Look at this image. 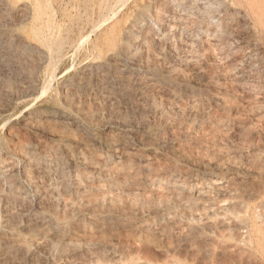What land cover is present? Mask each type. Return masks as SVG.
<instances>
[{
	"label": "rangeland",
	"instance_id": "374dc122",
	"mask_svg": "<svg viewBox=\"0 0 264 264\" xmlns=\"http://www.w3.org/2000/svg\"><path fill=\"white\" fill-rule=\"evenodd\" d=\"M150 1L0 0V241L9 248L0 243V264H264V101L256 105L251 98L256 86L264 95V44L255 46L257 38L264 39L235 18L225 39L235 51L227 60L233 67L226 64H238L237 82L218 80L226 64L210 57L214 49L207 42L196 47L194 62L181 46L172 55L155 40L160 55H148L151 42L140 38L148 16L127 36V24L139 10L155 7ZM22 3L25 17L15 10ZM154 26L158 32L160 25ZM18 36L35 49H26ZM108 49L124 61L143 60L133 70L135 79L122 77L106 61ZM97 61L104 63L102 71L90 70ZM150 73L159 76L156 87L147 86ZM33 116L45 119L28 124ZM76 175L80 187L72 183ZM218 178L222 184H214Z\"/></svg>",
	"mask_w": 264,
	"mask_h": 264
},
{
	"label": "bare ground",
	"instance_id": "6f19581e",
	"mask_svg": "<svg viewBox=\"0 0 264 264\" xmlns=\"http://www.w3.org/2000/svg\"><path fill=\"white\" fill-rule=\"evenodd\" d=\"M8 1V0H7ZM147 1V0H146ZM152 1V0H151ZM150 1V2H151ZM155 1V7L153 6V8H151L150 6V10H148V9H146V8H142V9H146V10H148V11H140L139 10V14H137L138 16H136V14H135V19L134 20H132V21H130L128 24H127V36H132V33H133V31H134V28L136 27V28H138V25H139V23H140V21L142 20H144V18L146 17V16H148L149 18H151L150 19V21H149V23H148V25L146 24V27H142L143 28V30H142V32H141V37L140 38H143L144 40H145V38L147 39V37L149 38V41L151 42H149L150 43V45L147 47L148 48V51H146L147 52V54H148V52H149V54L150 53H155L156 54V52L158 53V49L160 48V47H158L157 48V45H159L160 44V42H159V44L156 42V43H154L155 41H161V43L162 44H164V45H166V47L171 51V54H172V51H175L176 49H177V47L178 46H181L182 48H184V50H186L187 52L185 53V55L187 54V53H190V54H188L189 56H187L186 55V58L188 59V61H190L191 59L193 60L194 59V57H196V56H193V54L194 55H196L195 53H196V50H197V46H198V44L199 43H201V44H203V43H205V42H207L208 43V46H206L207 48L210 46V48H212V49H214L213 51H211V52H214V53H211V55H210V57H212L213 59H216L217 61V63L218 62H220V63H223V64H226V62H229V61H227V60H229V55H231L232 53L230 52V50L232 51V46H230V45H232V43L231 44H229L230 42H228V40L227 39H225V38H228V35L230 34V32H229V29L230 28H233V22H234V20H235V18H237L238 20H237V22L239 21V20H245V22L247 21L248 22V24L250 25V26H252V28L256 31V33L257 34H255V35H259V36H257V37H260V39L262 40V39H264V0H162L163 2L162 3H158V0H154ZM160 1V0H159ZM55 2V1H54ZM145 2V1H144ZM1 3H3V2H1ZM20 3V2H19ZM8 4V3H7ZM6 4V5H7ZM137 4V3H136ZM152 4V3H151ZM5 5V4H4ZM4 5L2 6V7H4ZM131 5H132V3H131ZM130 5V6H131ZM135 5V4H134ZM8 6V5H7ZM60 6V5H59ZM139 6H141V5H139ZM138 6V7H139ZM134 7H136L137 8V6L135 5ZM144 7V6H143ZM171 7H173V8H171ZM26 8V5L24 4V3H22V4H20L19 6H17L16 7V11L17 12H22V15H23V11H24V9ZM28 8V7H27ZM128 8V7H127ZM133 8V7H132ZM141 8V7H140ZM173 9V11H174V15L172 14V16L171 15H169L168 14V9ZM13 9V10H14ZM3 10V9H2ZM28 10V9H27ZM120 10V9H119ZM26 11V10H25ZM30 11V10H29ZM78 11V10H77ZM128 11H130V10H128ZM132 11V10H131ZM130 11V12H131ZM62 12V11H61ZM79 12V11H78ZM134 11H132V14H134L133 13ZM136 13V12H135ZM172 13V12H171ZM24 14H26V13H24ZM43 14V13H42ZM125 14V13H124ZM129 14H131V13H129ZM128 14V15H129ZM5 15V14H4ZM15 15V14H14ZM21 15V14H20ZM20 15H18V16H20ZM123 15V14H122ZM127 15V16H128ZM9 16V15H8ZM24 16V15H23ZM27 16V15H26ZM29 16H31V14L29 15ZM77 16V15H76ZM123 16H125V15H123ZM122 16V19H123V21H124V18L125 17H123ZM129 16H131V15H129ZM25 17V16H24ZM133 17V16H132ZM131 17V18H132ZM133 17V18H134ZM147 17V18H148ZM11 18V17H10ZM13 18V17H12ZM23 18V17H22ZM28 18V17H27ZM86 18V17H85ZM129 18V17H128ZM147 18H145L146 20H147ZM15 19H16V17H15ZM26 19V18H25ZM80 19H81V17H80ZM19 20V19H18ZM21 20V19H20ZM22 20H24V19H22ZM36 20V19H35ZM102 20V19H101ZM117 20H118V18H117ZM11 21H13V19L11 20ZM103 21V20H102ZM122 21V20H121ZM127 22H128V20H126ZM23 22V21H22ZM107 22V21H106ZM117 22H120V20H118ZM144 23H145V21H143ZM246 22V23H247ZM102 23V22H101ZM120 23H123V22H120ZM144 23H142L141 22V24L143 25ZM147 23V22H146ZM235 23V22H234ZM18 24H19V22H18ZM239 24V23H238ZM237 24V25H238ZM241 24H242V22H241ZM70 25V24H69ZM96 25V24H95ZM102 25V24H101ZM117 25V24H116ZM116 25H114V26H116ZM123 25V24H122ZM154 25H160V27H157L158 28V32L157 31H155L154 32V27L156 28V26H154ZM240 25V24H239ZM248 25V26H249ZM111 28H113L111 25H109ZM119 26H120V24H119ZM141 26V25H140ZM108 27V26H107ZM238 27V26H237ZM237 27H236V29H237ZM94 28H95V26H94ZM97 28V27H96ZM109 28V27H108ZM117 28V27H116ZM125 28V27H124ZM135 28V29H136ZM141 28V27H140ZM139 28V29H140ZM241 28V27H240ZM246 28H248V27H246ZM250 28V27H249ZM115 29V28H114ZM114 29L112 30L111 29V33H112V31H114ZM235 29V30H236ZM93 30H95V29H93ZM101 30V29H100ZM105 29L103 28V31H104ZM107 30V29H106ZM122 30V29H121ZM145 30V31H144ZM146 30H147V32H146ZM92 31V30H91ZM96 31V30H95ZM115 31H116V29H115ZM120 31V30H119ZM118 31V33H117V31H116V33L119 35V33H121V32H119ZM231 31H232V29H231ZM250 31H251V34H253L252 36H255L254 35V33H255V31L252 33V30H251V28H250ZM93 32V31H92ZM91 32V33H92ZM123 32V31H122ZM75 33V32H74ZM95 34H96V32H94ZM105 33V32H104ZM108 33H109V31H108ZM124 33V32H123ZM125 33V34H126ZM136 33V32H135ZM248 34H249V32H247ZM90 34V33H89ZM101 34V33H100ZM114 35H115V32L113 33ZM113 34H111V35H113ZM116 34V35H117ZM234 34V33H233ZM81 35V34H80ZM103 35H105V34H103ZM124 35V34H123ZM14 36V35H13ZM68 36V35H67ZM98 36V35H97ZM96 36V37H97ZM107 36H109V34L107 35ZM126 36V35H125ZM135 36H137V35H135ZM15 37V36H14ZM76 37V36H75ZM113 37L114 36H112V40H114L113 39ZM118 37V36H117ZM134 37V36H133ZM217 37L219 38H221V37H224V39H225V41L224 42H221V43H219L218 44V42L216 41V39H217ZM52 38V37H51ZM79 38V37H78ZM100 39H101V37H99ZM103 38H106V36L105 37H103ZM121 38V37H120ZM135 38V37H134ZM137 38H138V36H137ZM14 39H16V38H14ZM19 39V40H18ZM18 41H20L22 44H24L25 45V47H26V49H28V50H33V49H35V46L32 44V43H30L29 41H27L23 36H18ZM59 39V38H58ZM66 39V38H65ZM98 39V38H97ZM97 39H96V41H97ZM99 39V40H100ZM108 39H110L109 37H108ZM126 39H127V37H126ZM131 39H133L132 37H131ZM153 40V42H152V40ZM234 39V38H233ZM256 39V37L253 39V41ZM258 39V40H257ZM256 39V42L258 41V43H260L259 45H258V43L256 44V43H252V45L253 44H256L255 46L256 47H260L261 48V46H263L262 44H264L263 42H264V40H263V42L261 41L260 42V40H259V38H257ZM9 40V39H8ZM103 40V39H102ZM111 40V41H112ZM115 40H116V38H115ZM114 40V41H115ZM139 40V39H138ZM141 41H142V39H140ZM148 40V39H147ZM146 40V41H147ZM155 40V41H154ZM219 40V39H218ZM223 40V39H222ZM236 40V39H235ZM11 41H15V40H11ZM60 41V40H59ZM62 41V40H61ZM60 41V42H61ZM82 41V40H81ZM95 41V44L97 45L98 43V41L96 42ZM104 41V40H103ZM107 41V40H106ZM105 41V42H106ZM113 41V42H114ZM121 41V40H120ZM135 39H134V43H135ZM140 41V42H141ZM248 41H250V40H248ZM16 42V41H15ZM78 42V41H77ZM94 42V41H93ZM116 42V41H115ZM125 42V41H124ZM131 42V41H130ZM130 42H129V44H130ZM143 42V41H142ZM18 43V42H17ZM17 43L15 44V45H17ZM20 43V44H21ZM52 43V42H51ZM62 43H64V42H62ZM79 43V42H78ZM77 43V44H78ZM84 43V42H83ZM103 43V42H102ZM108 43H110V42H108ZM108 43H105V45L106 44H108ZM120 43V42H119ZM128 43V42H127ZM132 43V42H131ZM137 43V42H136ZM8 44V43H7ZM55 44H57V42L55 43ZM60 44V43H59ZM94 44V43H93ZM94 44V45H95ZM100 44V43H99ZM98 44V45H99ZM110 44H112V43H110ZM109 44V45H110ZM117 44V43H116ZM115 43L113 44L114 46L116 45ZM122 43H120V45H121ZM155 44H157V45H155ZM239 44V43H238ZM250 44V43H249ZM81 45V44H80ZM83 45V44H82ZM97 45V46H98ZM102 45V44H101ZM109 45H106L107 46V48H109L108 46ZM113 45H111V46H113ZM126 45V44H125ZM134 45V44H133ZM137 45V44H136ZM138 45H140L141 46V44H138ZM164 45H162V47L164 46ZM200 45V44H199ZM50 46V45H49ZM56 46V45H55ZM102 46H104V43H103V45ZM122 46H123V44H122ZM122 46H120V47H122ZM147 46V45H146ZM160 46H161V44H160ZM202 46V45H201ZM205 46H202V48H206ZM255 46H254V49H255ZM22 47V46H21ZM39 47V46H38ZM62 47V46H61ZM119 47V48H120ZM125 47V46H124ZM238 47V46H237ZM240 47V46H239ZM238 47V48H239ZM4 48V47H3ZM18 48V47H17ZM19 48H20V46H19ZM57 48V47H56ZM91 48V47H90ZM95 48H96V46H95ZM102 48V47H101ZM103 48H105V47H103ZM102 48V49H103ZM118 48V47H117ZM117 48H116V50H117ZM126 48V47H125ZM125 48H123L124 50H125ZM132 48V47H131ZM134 48V47H133ZM132 48V49H133ZM137 48H139L138 46H137ZM143 49L145 48V47H142ZM199 48H200V46H199ZM209 48V49H210ZM242 48V47H241ZM264 48V47H263ZM22 49V48H21ZM62 49V48H61ZM88 49V48H87ZM96 49H98V48H96ZM110 49V48H109ZM109 49H108V51H106V50H104V52H107V54H109L110 52H109ZM142 49V50H143ZM146 49V48H145ZM209 49H207L208 51H209ZM235 49V48H234ZM247 49V48H246ZM253 49V48H252ZM256 49H258V48H256ZM20 50V49H19ZM89 50V49H88ZM101 50V49H100ZM128 50V49H127ZM131 50V49H130ZM183 50V51H184ZM201 50H205V49H200V51ZM240 50V49H239ZM7 51V50H6ZM22 51V50H21ZM38 51V50H37ZM103 51V50H102ZM119 51V50H118ZM121 51V50H120ZM134 51V50H133ZM137 51V50H136ZM141 51V50H140ZM144 51V50H143ZM179 51V50H178ZM182 51V50H181ZM202 51V52H203ZM217 51V52H216ZM238 51V50H237ZM251 51V50H250ZM264 51V50H263ZM20 52V51H19ZM35 52V51H34ZM39 52H41V49L39 50ZM104 52H103V54H104ZM130 53L132 52V50L131 51H129ZM138 52V51H137ZM145 52V51H144ZM195 52V53H194ZM231 54H230V53ZM232 52H235V51H232ZM240 52V51H239ZM21 53H23V52H21ZM25 53V52H24ZM23 53V54H24ZM38 53V52H37ZM49 53V52H48ZM66 53V52H65ZM122 53H123V51H122ZM129 53V54H130ZM139 53V52H138ZM170 53V52H169ZM176 53V52H175ZM197 53H199V52H197ZM206 53V52H205ZM31 54V53H30ZM34 54V53H33ZM35 54H36V52H35ZM34 54V55H35ZM39 54V53H38ZM37 54V55H38ZM42 54H44V53H42ZM86 54V53H85ZM121 54V53H120ZM128 54V55H129ZM134 54V53H133ZM148 54V55H149ZM155 54H152V55H155ZM159 55H160V53H158ZM203 54V53H202ZM237 54V53H236ZM25 55V54H24ZM26 55H28V53L26 54ZM55 55V54H54ZM123 55V54H122ZM122 55H120V56H122ZM140 55V53L138 54V56ZM146 55V54H145ZM157 55V54H156ZM158 55V56H159ZM173 55V54H172ZM199 55V54H198ZM204 55V54H203ZM245 55V54H244ZM253 55V54H252ZM10 56V55H9ZM30 56V55H29ZM96 56H98V55H96ZM134 56H136V55H134ZM142 56V55H141ZM147 56V55H146ZM163 56V55H162ZM174 56H175V54H174ZM207 56V58H208V54L206 55ZM7 57V56H6ZM34 57V56H33ZM43 57H45V55L43 56ZM124 57V56H123ZM125 57H127V54H126V56ZM130 57V56H129ZM133 57V56H132ZM131 57V58H132ZM142 57H144V54H143V56ZM152 58V56L150 55L149 56V58ZM154 57V56H153ZM199 56H197V58H198ZM209 57V58H210ZM244 57V56H243ZM30 58V57H29ZM32 58V57H31ZM30 58V59H31ZM46 58V57H45ZM49 58V57H48ZM95 58V57H94ZM99 58V57H98ZM100 58H102V57H100ZM128 58V57H127ZM126 58V59H127ZM148 57H146V59H147ZM186 58H182V60L183 59H186ZM199 58H201V57H199ZM198 58V59H199ZM208 58V59H209ZM33 59V58H32ZM36 59H38V58H36ZM82 59H84V58H82ZM143 59V58H142ZM144 59H145V57H144ZM159 59V58H158ZM186 59V60H187ZM213 59H209V60H213ZM232 59V58H231ZM235 59V58H234ZM240 59V58H239ZM39 60H40V58H39ZM39 60H37V61H39ZM92 60V59H91ZM94 61H95V59H93ZM129 60V61H128ZM127 61H124V59L122 60L121 59V57H119V53L117 52V51H115V50H113L110 54H109V57L107 58V60L106 61H109V63H110V65H113V66H115L118 70H120V72H121V76L122 77H124V78H130L131 77V75H132V73H133V70H137V68H140L142 65H141V63H143V62H139V61H143V60H138L137 58H135V59H133V60H130V58L128 59ZM153 60V59H152ZM154 60H155V58H154ZM153 60V61H154ZM185 60V61H186ZM197 60V59H196ZM196 60H195V62H196ZM199 60H202V59H199ZM205 60V59H204ZM241 60H242V58H241ZM252 60V59H251ZM23 61V60H22ZM27 61V60H26ZM34 61V60H33ZM36 61V60H35ZM148 61V60H147ZM181 61V60H180ZM184 61V62H185ZM231 61V60H230ZM234 61V60H233ZM232 61V62H233ZM235 61H236V59H235ZM234 61V62H235ZM244 61V60H243ZM243 61H241V62H243ZM40 62V61H39ZM103 62V61H102ZM102 62H100V61H97V62H94L93 64H91L89 67V69L90 70H101L102 68H104L103 66H104V63H102ZM104 62H105V60H104ZM192 62H194V60L192 61ZM191 62V63H192ZM202 62V61H201ZM237 62V61H236ZM90 63H92V62H90ZM108 63V62H107ZM147 63V62H146ZM150 63V62H149ZM155 63V62H154ZM153 63V64H154ZM180 63H182V62H180ZM213 63V62H212ZM230 63L231 62H229L228 64L230 65ZM38 64V63H37ZM89 64V63H88ZM139 64H140V67H139ZM148 64V63H147ZM185 64V63H184ZM198 64V63H197ZM200 64V63H199ZM216 64V63H215ZM233 64V63H232ZM245 64V63H244ZM25 65V64H24ZM87 65V64H86ZM106 65V64H105ZM155 65V64H154ZM154 65H153V67H154ZM188 65H189V63H188ZM191 66H192V64H190ZM194 65V64H193ZM216 65H219L220 66V64H216ZM228 65V66H229ZM242 65V64H241ZM18 66V65H17ZM87 66V67H88ZM109 66V65H108ZM157 66V65H156ZM187 66V65H186ZM215 66V65H214ZM222 66H224V65H222ZM231 66V65H230ZM107 67V66H106ZM105 67V68H106ZM148 67V69L150 68V66L148 65L147 66ZM216 67H218V66H216ZM231 67H233V65L231 66ZM231 67H227V64H226V66H225V68L222 70V74L219 76V78H217L218 80H227L228 82L230 81H232L233 83L234 82H237V81H235L234 80V78L236 77V75H237V73L235 72V70H237L238 69V64H236L235 65V67L234 68H231ZM83 68V67H82ZM151 68H152V65H151ZM150 68V69H151ZM156 68V67H155ZM165 68V67H164ZM171 68V67H170ZM173 68V67H172ZM199 68V67H198ZM220 68V67H219ZM29 69V68H28ZM111 69V68H110ZM110 69H108V70H110ZM158 69H160V67H158ZM197 69V68H196ZM221 69H222V67H221ZM220 69V70H221ZM16 70V69H15ZM26 70V69H25ZM36 70V69H35ZM38 70V69H37ZM82 70V69H81ZM153 70V69H152ZM162 70H164V69H162ZM240 70V69H239ZM248 70H249V68H248ZM102 71V70H101ZM107 71V70H106ZM144 71H148L149 72V70H144ZM154 71H155V69H154ZM166 71H168V70H166ZM166 71H164V74H165V72ZM170 71V70H169ZM95 72V71H94ZM138 72V71H137ZM136 72V73H137ZM159 72V71H158ZM240 72V71H239ZM238 72V73H239ZM255 72V71H254ZM258 72V71H257ZM83 73V72H82ZM88 72H86L85 74H87ZM90 73V72H89ZM100 73V72H99ZM105 73H107V72H105ZM105 73H102V74H105ZM115 73H117V72H115ZM119 73V72H118ZM151 73H153L152 71H151ZM150 73V77L148 78V82H147V86H148V88H150V87H156L155 85H156V82H157V79H159L158 77L156 78V76L154 75V74H151ZM161 73V72H160ZM173 73V72H172ZM171 73V74H172ZM214 73V72H213ZM216 73L218 74V72L216 71ZM256 73V72H255ZM80 74V73H79ZM95 74H97V72L95 73ZM101 74V73H100ZM171 74H170V77H171ZM200 74V73H199ZM260 74V73H259ZM258 74V75H259ZM262 74V73H261ZM260 74V75H261ZM134 75H136V74H134ZM139 75V74H138ZM162 75V74H161ZM166 75V74H165ZM168 76H169V74H167ZM240 75V74H239ZM259 75V76H260ZM76 76V75H75ZM100 76V75H99ZM107 76V75H106ZM114 76V75H113ZM113 76H112V78H113ZM116 76V75H115ZM130 76V77H129ZM144 76H147V75H144ZM206 76V75H205ZM211 76V75H210ZM214 76H217V75H214ZM254 76V75H253ZM93 77V76H92ZM95 77V76H94ZM104 77V76H103ZM109 77V76H108ZM119 77V76H118ZM185 77V76H184ZM208 77V76H207ZM207 77H205V78H207ZM250 77V76H249ZM101 78V76L99 77V79ZM105 78V77H104ZM115 78V77H114ZM113 78V79H114ZM146 78V79H147ZM177 78V77H176ZM212 78V77H211ZM238 79H239V77H237ZM255 78H258L257 76L255 77ZM254 78V79H255ZM75 79V78H74ZM85 79H88V78H85ZM109 79H111V78H109ZM108 79V80H109ZM118 79H122V78H118ZM131 79L133 80V79H135V78H133V77H131ZM146 79H144L145 80V82H146ZM172 79V78H171ZM210 79V78H209ZM254 79H252V80H254ZM261 79V78H260ZM71 80V79H70ZM80 80V79H79ZM83 80H84V77H83ZM94 80V79H93ZM96 80V79H95ZM102 80V82H106V81H103V78L101 79ZM100 80V81H101ZM131 80V81H132ZM137 80H138V78H137ZM161 80V79H160ZM174 80V79H173ZM185 80V79H184ZM244 80V79H243ZM82 81V80H81ZM87 81H89V80H87ZM87 81H84L83 82V85H82V82H79L78 81V83H80L81 84V87H83L84 85L87 87L89 84H88V82ZM97 81H99V80H97ZM112 81H114V80H112ZM116 81V80H115ZM123 81V80H122ZM122 81H120L121 83H122ZM130 81V80H129ZM139 81V80H138ZM142 81V80H141ZM166 81V80H165ZM172 81V80H171ZM206 81H207V79H206ZM211 81V80H210ZM255 81V80H254ZM260 81V80H259ZM92 82V81H91ZM96 82V81H95ZM95 82L93 83V84H95ZM110 82V81H109ZM120 82H118V83H120ZM126 82H128L127 80H126ZM126 82H125V86H126ZM137 82V81H136ZM168 82V81H167ZM217 82V81H216ZM229 82V83H230ZM239 82V84H240V81H238ZM257 82V81H256ZM67 83V82H66ZM132 83V82H131ZM212 83V82H211ZM229 83H228V85H229ZM244 83H246V82H244ZM68 84V83H67ZM77 84V83H76ZM101 84V83H100ZM100 84H97V85H100ZM111 84V83H110ZM109 84V85H110ZM115 84V83H114ZM123 84V83H122ZM133 84V83H132ZM168 84V83H167ZM223 84H224V82H223ZM225 84H226V82H225ZM224 84V85H225ZM235 84V83H234ZM233 84V85H234ZM253 84V87H254V83H252ZM252 84H250V85H252ZM256 84V83H255ZM91 85V84H90ZM116 85H118V84H116ZM120 85V84H119ZM213 85H214V83H213ZM228 85H225L226 86V89H227V87H228ZM233 85H232V87H233ZM237 85H238V83H237ZM245 86V84H242V86ZM246 85H249V83L248 84H246ZM70 86V85H69ZM68 86V87H69ZM93 86V85H92ZM102 86H103V84H102ZM124 86V87H125ZM130 86V85H129ZM128 86V87H129ZM138 86V85H137ZM137 86H135V87H137ZM212 86V85H211ZM215 88H217V85H216V83H215ZM219 86V85H218ZM61 87V86H60ZM68 87H66V88H68ZM78 87H79V85H78ZM80 87V88H81ZM89 87V86H88ZM100 87V86H99ZM111 87V86H110ZM122 87V86H121ZM128 87H125L126 89L128 88ZM139 87H141V86H139ZM144 87V86H143ZM143 87H141L142 88V90L146 87V85H145V87L143 88ZM214 87V86H213ZM223 87V86H222ZM229 87H231V85L229 86ZM238 87H240V85L238 86ZM79 88V89H80ZM85 87H83V89H84ZM89 88H91V87H89ZM94 88V87H93ZM104 88H107V87H105V85L103 86V90H104ZM116 88L118 89V87L116 86ZM125 88H123L124 90H125ZM147 88V89H148ZM214 88V89H215ZM224 88V87H223ZM234 88H236V86L235 87H233V89ZM247 88V87H246ZM246 88H244V89H246ZM250 88V87H249ZM70 89H71V87H70ZM97 90H99L98 88H96ZM101 89V88H100ZM108 89V88H107ZM115 89V88H114ZM152 89V88H151ZM219 90H220V88H218ZM232 89V90H233ZM63 90V89H62ZM69 90V89H68ZM68 90H67V93H68ZM72 90V89H71ZM77 90L78 89H76L75 90V92H77ZM91 90H93V89H91ZM97 90H94V91H97ZM109 90V89H108ZM112 90H113V87H112ZM120 90V89H119ZM122 90V89H121ZM139 90H141V89H139ZM153 90V89H152ZM218 90V91H219ZM228 90V89H227ZM235 90V89H234ZM79 91V90H78ZM86 92L87 91H89V89H86L85 90ZM93 91V92H94ZM107 91V90H106ZM110 91V90H109ZM116 91V90H115ZM128 91V90H127ZM132 91V90H131ZM138 91V90H137ZM145 91V90H144ZM143 91V93H145ZM150 92H151V90H149ZM217 91V92H218ZM221 91H222V89H221ZM248 91V90H247ZM64 92V91H63ZM80 92V91H79ZM82 92V91H81ZM99 92V91H98ZM100 92H101V90H100ZM104 92V91H103ZM102 92V93H103ZM134 92H135V90H134ZM133 91H132V93H134ZM147 92H148V90H147ZM146 92V93H147ZM263 90L262 89H260L258 86H256L255 88H253V89H251V93H252V100L254 101V103H257L256 105H258V103H263V101H264V95H263ZM62 93V92H61ZM71 92H69V95H71L70 94ZM82 93H85L84 92V90H83V92ZM106 94H109L108 92H105ZM118 93V92H117ZM121 93V92H120ZM123 93V92H122ZM131 93V92H130ZM129 93V94H130ZM137 93V92H136ZM138 93H139V91H138ZM65 95H66V92L64 93ZM72 94H74V92L72 93ZM77 94V93H76ZM75 94V95H76ZM81 94V93H80ZM98 94H100V93H98ZM112 94V93H111ZM126 94V93H125ZM129 94H127L128 96H129ZM140 94V93H139ZM142 94V93H141ZM225 94V93H224ZM248 94V93H247ZM68 95V96H69ZM75 95H73V96H75ZM123 96H124V94H122ZM142 95H144V94H142ZM147 95V94H146ZM67 96V97H68ZM141 96V95H140ZM249 96V95H248ZM69 97H72V96H69ZM108 97H110V96H108ZM250 97V96H249ZM216 98V97H215ZM250 100V98H248V100L247 101H249ZM252 100H250V102L252 101ZM263 100V101H262ZM218 101V100H217ZM224 101V100H223ZM262 101V102H261ZM249 102V103H250ZM254 103H250V104H252V106H254L255 104ZM260 105V104H259ZM264 105V104H263ZM248 106H250V105H248ZM250 108V107H249ZM261 108H262V106H261ZM252 108H250V110H251ZM257 109H258V107H257ZM256 109V110H257ZM254 111V110H253ZM32 116V115H31ZM41 116V115H40ZM43 116V115H42ZM29 117V116H28ZM56 117H57V115H56ZM63 118V117H62ZM44 119H45V117H44ZM43 118H41V117H34L33 116V118H31L30 117V119L28 120V121H26V122H28V124H32L33 125V123L34 122H38V121H43L44 120ZM47 119H48V117H47ZM72 119V118H71ZM73 120V119H72ZM75 121H76V119H75ZM167 121V120H166ZM26 122H25V125H26ZM41 122H38V123H41ZM73 122V121H72ZM51 123V122H50ZM69 123V122H68ZM27 124V125H28ZM36 124V123H35ZM76 124V123H75ZM78 124V123H77ZM26 125V126H27ZM85 125V124H84ZM35 126H37V125H35ZM194 126V125H193ZM28 127H31V126H28ZM195 128H196V125L194 126ZM122 128V127H121ZM124 129V128H123ZM144 130V129H143ZM151 130V129H150ZM149 130V131H150ZM153 130V129H152ZM155 130V129H154ZM157 130V129H156ZM196 130V129H195ZM74 131H76V129H74ZM79 130L77 129V132H78ZM148 131V130H147ZM81 132V131H80ZM86 132V131H85ZM87 132H89V131H87ZM144 132H146L145 130H144ZM151 132V131H150ZM189 133H190V130L188 131ZM193 132V131H192ZM152 133V132H151ZM195 133V132H194ZM78 134H81V133H78ZM95 134V133H94ZM150 134V133H149ZM143 135H146V134H143ZM151 135V134H150ZM194 135V134H193ZM193 135H192V137H193ZM153 136V135H152ZM187 136H189V135H187ZM145 137H149V135L148 136H144V138ZM148 139V138H147ZM151 139H152V137H151ZM192 139V138H191ZM116 140V139H115ZM150 140V139H149ZM147 141V140H146ZM149 142V141H148ZM148 145V144H147ZM23 148V150H24V147H22ZM21 149V148H20ZM22 150V149H21ZM23 152V151H22ZM40 163V162H39ZM38 163V164H39ZM24 169L25 170H27L26 168H23V171H24ZM1 172V171H0ZM29 172V171H28ZM27 172V173H28ZM26 173V172H25ZM3 174H4V172H3ZM24 174V173H23ZM3 176V175H2ZM29 176V175H28ZM77 176V175H76ZM8 177V176H7ZM12 177V176H11ZM78 177V176H77ZM26 178H28V177H26ZM220 181L219 182H217V180L214 182V184H222V180L220 179V178H218ZM33 181V180H32ZM81 181V178L80 177H78L77 178V180H73L72 181V183H74V186H77V187H80V186H78L79 184H82V183H79ZM6 182V181H5ZM82 182V181H81ZM4 183V182H3ZM31 185V184H30ZM15 186V185H14ZM11 188V187H10ZM16 189H17V187H16ZM82 189V188H81ZM13 190V189H12ZM219 192H218V194L221 196L222 194H224L225 192V187L223 186V185H220L219 187H218V189H217ZM11 191V190H10ZM14 191V190H13ZM19 191V190H18ZM82 191V190H81ZM82 192H84V191H82ZM19 193V192H18ZM18 193H17V195H18ZM21 193V192H20ZM54 193V192H53ZM52 193V194H53ZM81 193V192H80ZM82 194V193H81ZM14 195H16V194H14V192H13V196ZM77 195H78V193H77ZM19 196H22V195H19ZM19 196H17V197H19ZM81 196V195H80ZM85 196V195H84ZM15 198H16V196H14ZM21 198H23V197H21ZM14 200V199H13ZM16 200V199H15ZM14 200V201H15ZM19 200V199H18ZM23 200V199H22ZM21 200V201H22ZM42 213V212H41ZM40 213V214H41ZM39 215V214H38ZM43 215H45V214H43ZM43 215H39L38 217H40V216H43ZM35 216V215H34ZM46 216V215H45ZM37 217V218H38ZM34 218H32V220H33ZM39 219V218H38ZM38 219H36V220H38ZM109 219V218H108ZM41 219H39V221H40ZM45 219H43L42 221H44ZM48 220V219H47ZM47 220H45V221H47ZM34 222H35V220H33ZM1 222V221H0ZM38 222V221H37ZM48 222V221H47ZM226 222V218H224V219H222V223H225ZM39 223V222H38ZM41 223V222H40ZM1 224H2V227H3V223L1 222ZM35 224V223H34ZM45 224V223H44ZM2 227H0V228H2ZM15 228V227H14ZM5 229H6V227H5ZM11 230H12V228H11ZM1 231L2 230H0V233H1ZM8 231V230H7ZM3 232V231H2ZM5 233V232H4ZM8 233V232H7ZM10 233H12V232H10ZM6 234V233H5ZM1 236H2V234H1ZM19 236V235H18ZM6 237H9L8 235L6 236ZM1 238V237H0ZM5 238V237H4ZM17 238V237H16ZM3 239V238H2ZM7 239V238H6ZM9 239H11V241H12V236H11V238L9 237ZM8 240V239H7ZM17 241V240H16ZM23 241V240H22ZM10 242V241H9ZM23 242H25V241H23ZM0 243H2V244H4L5 245V242L3 241H0ZM6 243H8V242H6ZM26 243V242H25ZM12 245L14 244L13 242L11 243ZM16 244V243H15ZM14 244V245H15ZM17 244H20V243H18L17 242ZM21 244H22V242H21ZM27 244V243H26ZM1 245V244H0ZM7 245V244H6ZM5 245V247H7ZM38 245V244H37ZM41 245V244H40ZM39 245V246H40ZM74 245V244H73ZM3 246V245H2ZM15 246H17V245H15ZM22 246H23V244H22ZM21 246V247H22ZM27 247H29L28 245H26ZM33 246V249L36 247H34V245H32ZM69 246H71V244L69 245ZM4 247V248H5ZM10 247V246H9ZM25 247V246H24ZM26 247V248H27ZM30 247H31V245H30ZM72 247V246H71ZM11 248V247H10ZM38 248V247H37ZM42 248V247H41ZM40 248V249H41ZM61 248V247H60ZM74 248V247H73ZM6 249V248H5ZM7 249L9 250V248L7 247ZM22 249H23V247H22ZM39 249V248H38ZM55 249V248H54ZM4 250V249H3ZM3 250H2V252H3ZM16 250V249H15ZM15 250H13V251H15ZM19 250V249H18ZM28 250V249H27ZM30 251H31V249H29ZM35 250V249H34ZM33 250V251H34ZM60 250V249H59ZM71 250V249H70ZM11 251H12V249H11ZM10 251V252H11ZM39 251H44V250H39ZM52 251H53V249H52ZM52 251H51V254H52ZM56 251V250H55ZM54 251V252H55ZM20 252H22V251H20ZM26 252V251H25ZM32 252V251H31ZM35 252V251H34ZM36 252H37V250H36ZM35 252V253H36ZM50 252V251H49ZM57 252V251H56ZM55 252V253H56ZM62 252H64V251H62ZM61 252V253H62ZM4 253H7L6 252V250H5V252ZM9 253V252H8ZM13 253H15V252H13ZM12 253V254H13ZM27 254H29L28 253V251L26 252ZM34 253V254H35ZM39 253V252H38ZM41 253V252H40ZM47 253V252H46ZM54 253V254H55ZM58 253V252H57ZM15 254H17L18 255V253H15ZM23 254V253H22ZM21 254V255H22ZM26 254V255H27ZM50 254V253H49ZM59 254V253H58ZM67 254V253H66ZM11 255V254H10ZM10 255H5L6 257H11ZM60 255V254H59ZM12 256H14V255H12ZM20 256V255H19ZM25 256V255H24ZM24 256H22V257H24ZM30 256V255H29ZM28 256V257H29ZM43 256H44V254H43ZM47 256H48V254H47ZM53 256V255H52ZM56 256V255H55ZM61 256V255H60ZM63 256H64V254H63ZM66 256V255H65ZM1 257V256H0ZM18 256H16V258H17ZM46 257V256H45ZM44 257V258H45ZM49 257H50V255H49ZM68 257V256H67ZM5 258V257H4ZM15 258V257H14ZM47 258V257H46ZM53 258V257H52ZM56 258H57V256H56ZM66 258V257H65ZM7 259V258H6ZM5 259V261H8V260H6ZM10 259V258H9ZM11 259H13V258H11ZM22 259V258H21ZM25 259V258H24ZM30 259V258H29ZM60 259V258H59ZM26 260V259H25ZM52 259L50 258V261H51ZM54 260V259H53ZM65 260V259H64ZM11 260H9V262H10ZM16 261H17V259H16ZM15 261V262H16ZM27 261H29V260H27ZM26 261V262H27ZM49 261V260H48ZM55 263V262H54ZM53 263V264H54ZM57 263V262H56ZM62 263V262H61ZM5 264H6V262H5ZM14 264V263H13Z\"/></svg>",
	"mask_w": 264,
	"mask_h": 264
}]
</instances>
